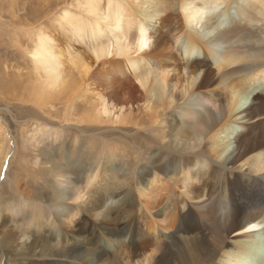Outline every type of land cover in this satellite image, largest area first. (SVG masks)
<instances>
[{
  "label": "bare ground",
  "instance_id": "6f19581e",
  "mask_svg": "<svg viewBox=\"0 0 264 264\" xmlns=\"http://www.w3.org/2000/svg\"><path fill=\"white\" fill-rule=\"evenodd\" d=\"M75 1L47 29L33 26L37 1L0 0V23L12 27L0 44L10 33L15 50L31 43L23 54L36 79L16 77L37 92L16 99L24 113L15 119L36 124L23 144L42 180L28 197L15 189L23 203L0 205V259L264 264V0ZM74 42L103 66L83 68L87 88L104 89L92 96L95 120L73 126L83 138L64 125L76 99L68 79L82 61ZM162 42L174 51L161 53ZM106 65L129 70L145 112L114 105L121 91L103 77ZM11 79L0 82V102L20 89ZM139 90L128 86V95ZM109 123L127 136L103 134ZM6 129L0 117V162L11 149Z\"/></svg>",
  "mask_w": 264,
  "mask_h": 264
},
{
  "label": "rangeland",
  "instance_id": "374dc122",
  "mask_svg": "<svg viewBox=\"0 0 264 264\" xmlns=\"http://www.w3.org/2000/svg\"><path fill=\"white\" fill-rule=\"evenodd\" d=\"M33 1H37L39 3L40 12L42 13L38 23L34 24L33 26H43L47 29L53 28L55 19L60 14L63 8H65L66 6L76 5L75 0H33ZM1 20H2V24L0 23L1 32L2 30L5 31V30H10L12 28L11 27L9 29V27L6 25V22L9 21L7 18L1 19ZM32 23L33 22L29 24H32ZM13 41H14L13 34L10 33V37L9 36L6 37L5 44H0L2 46L0 48V52L2 53L4 52L5 54V56L1 58L0 60L1 62L3 61L2 62L3 68L0 69V82H3V81L12 82V79H11L12 77L20 84V89L18 90V92L13 91V92H6V93L1 94L2 98L7 97V101L0 102V110L2 112L0 114V117L3 119L5 128H7L6 131L9 132L8 134L12 140L10 141V145H9L11 149H9L8 146L6 145V155L2 156L3 159L0 162V163H3L2 165L3 168L0 174V205L5 206V207H9L10 204L17 205V204L23 203V201L20 200L19 195L16 193L15 189L18 190V193L22 195V197L24 196L28 197L31 195L32 191H35L37 187L39 188V185L42 182V180L36 179V169L33 164L35 162L34 158L36 154L34 152L30 153L29 151H26L24 144H23L25 141V137L31 133V130L36 126V124L32 122L28 126H26L24 125L26 124L25 121H22L21 119H15L16 115L21 116L24 113V111L17 109L21 105H20V102H18L16 99L23 98L24 95L28 98L27 94H34V92L35 93L37 92L34 88L32 89L29 85H27L26 83L27 77L25 76L26 73H28V77L30 79L32 80L36 79L35 75L30 72L32 69L30 59L27 58L23 54L24 50L27 49L28 46H31V43L28 41L27 38H23V40L21 41L22 48L15 50L17 45H13V44L10 45V43H14ZM7 44H9L8 47H7ZM72 46H73V49H75V51L79 53V56L81 57L82 61H80L81 63L78 68L75 69L73 67V71L71 72L70 77L68 79V82H69L68 88L72 90V93H73L72 97L75 96L76 99H75V104L73 107L74 114L73 113L70 114V117H72L71 119H73V122L72 121L65 122L64 125L70 126V128L67 130L68 134H71L72 132L71 134L72 136L75 134L83 138V135L80 134L79 129L76 127L73 128V126H77L78 121H80V119L82 118L89 117L90 120L92 119L95 120L94 115L96 114L95 112H93L92 104H93L94 98L92 96L94 95V93H97V92L104 93V89L102 87H99L98 89H96L95 87L87 88L85 79H84L86 74L84 73L83 68L85 66H90L91 70H96V73H102L103 66L100 65L99 67H97V65L93 62L91 52L86 45H80L74 42ZM75 46L76 48H74ZM175 46H176L175 44L173 45L171 43L162 42L160 45V51L161 53H164L165 55V53L173 52ZM11 53L17 54V57L13 58ZM176 56H177V59H180L181 61V58L177 54ZM108 66L109 65H106L105 70L103 72L107 76L103 75V77H105V79L110 80L112 84H116L115 86H117V88H119V91H121L120 104L114 103V105L117 104L118 108L124 107L125 108L124 111L128 109L127 113H130V111H133L132 113H134V115L141 114V112L143 111L145 112V105H144L145 102L143 100V93L141 92V90H139L140 88L137 85L136 79L129 72V70L126 69L127 71L125 72L123 65L121 68H119V70L116 66H112V68L111 67L108 68ZM17 67H20V68L17 69ZM7 68H8V71H7ZM120 69L122 70V72H120ZM17 73H21V74L25 73V75L23 77L17 78L16 77ZM111 76H113L112 77L113 79L110 78ZM131 85H135L138 88L139 91L136 95H133V96L130 94L128 95L127 89H128V86H131ZM65 101H63L62 103L65 104ZM56 107L59 110L62 108V106L58 104L56 105ZM8 109L11 112V114L7 111ZM65 114L67 115L69 113L63 111L61 118ZM55 121L59 122L57 120ZM112 125L113 124L110 125L109 123L104 126H101L100 127L101 130L108 129L107 131H104L103 134H106V132H108L113 136L115 140H117L116 138H120V137L124 138L127 136L125 135V131L119 129L118 126L112 127ZM110 128L114 130H111ZM132 128L133 129L131 131L130 136L135 135V133L138 131L137 128L135 127H132ZM109 131H114V132H109ZM68 141L69 143L71 142L69 139ZM126 142L129 148H133L131 140L126 141ZM25 155H27V157ZM6 176L9 178L8 180ZM130 218L135 220L136 218L135 213L131 212ZM40 224H42V227L44 226L43 222H40ZM40 229L41 228L38 227V230ZM141 231L143 232L144 230L141 229ZM40 233L41 231H39L37 234L40 235ZM144 233L145 235H147L145 231ZM124 254L125 253L124 252L122 253V251L120 250H117L115 253L116 257H119V258L124 257L125 256ZM0 264H5V260L0 259Z\"/></svg>",
  "mask_w": 264,
  "mask_h": 264
}]
</instances>
